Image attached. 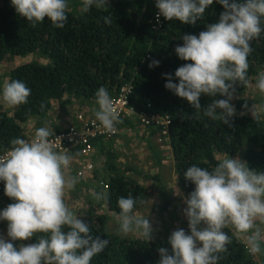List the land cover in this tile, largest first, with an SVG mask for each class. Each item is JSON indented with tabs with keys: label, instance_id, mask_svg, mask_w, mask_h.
<instances>
[{
	"label": "clouds",
	"instance_id": "1",
	"mask_svg": "<svg viewBox=\"0 0 264 264\" xmlns=\"http://www.w3.org/2000/svg\"><path fill=\"white\" fill-rule=\"evenodd\" d=\"M10 2L33 27L47 17L52 25L63 29L68 19L70 0ZM80 3L86 13L93 7L107 8L109 0ZM214 3L223 7L218 22L208 24L198 35L181 37L183 43L174 51L179 59L190 62L179 66L174 76L164 74L165 88L197 112L202 108L201 96L226 97L214 99L203 115L230 126L236 115L231 103L234 85L247 83L252 42L264 34V0H155L159 10L156 19L163 16L168 21L195 25ZM104 22L112 21L106 16ZM159 63L152 60L149 67ZM256 88L264 94V72L258 73ZM30 94L25 82L6 81L0 87V103L15 108L28 103ZM95 103L96 120L106 133L114 134L122 119L105 87L96 90ZM252 116L257 122L264 120V108L252 109ZM52 134L53 129L46 126L36 128L30 140L16 137L8 154H0V182L13 201L0 209V221H7L8 237L0 236V264H92L110 244L109 239L91 235L90 226L66 203V193L75 190L81 176L68 174L73 159L68 152L72 150H57L49 139ZM183 176L194 185L185 198L189 231L179 228L171 233V252L159 248L158 264H220L234 237L242 238L250 256H264V171L226 155L212 168L193 164ZM91 196L97 202L109 198L106 191L92 192ZM136 206L137 200L131 195L119 198L120 211L114 216L117 235L134 234L149 241L153 226L148 216L136 214ZM226 228L230 234L224 231ZM33 237L34 243L14 246V241Z\"/></svg>",
	"mask_w": 264,
	"mask_h": 264
},
{
	"label": "trees",
	"instance_id": "2",
	"mask_svg": "<svg viewBox=\"0 0 264 264\" xmlns=\"http://www.w3.org/2000/svg\"><path fill=\"white\" fill-rule=\"evenodd\" d=\"M78 7L81 8L78 0H70L65 27L58 29L47 17L33 27L15 12L10 0L0 3V62L31 53L40 59L42 56L50 59L48 63L25 61L9 70L8 81L25 82L31 94L28 103L15 107L14 115L0 104V151L11 149V141L16 137L30 138L22 124L31 118L41 124L56 102L71 104L73 97L95 100V92L101 86L112 98L131 85L134 117L145 114L169 120L168 137L176 161L177 180L187 196L194 185L185 180L184 171L193 164L212 168L220 159V153L238 154L247 145L243 155L249 167L264 171V120L257 122L252 115L243 112L247 102L235 103L236 115L229 126L219 118L212 120L203 115L214 99L226 97L201 96L202 108L197 112L186 100L165 88L164 74L174 76L179 66L190 62L179 59L174 51L183 43L181 37L198 35L208 24L218 22L223 11L221 5H211L195 25L164 18L160 27H156L155 0H109L107 8L93 7L86 13ZM106 16L110 17L111 24L104 22ZM252 49L248 57L247 83L237 82L233 95L245 90L253 76L264 72V34L252 42ZM152 60L160 61L159 65L150 68ZM121 119L122 123L117 125L119 133L114 137L94 139V145L105 156L104 169L94 171L96 192L109 194L108 200L100 201L99 205L105 204L116 214L120 211V197L131 195L138 206L145 192V186L128 175L133 171L131 167L125 166L122 172L116 164V137L122 127L134 126L128 116ZM59 128L57 126V131ZM77 148L72 150L74 154H78ZM94 204L81 209L85 214L83 221L90 226L91 235L109 239L110 244L93 258L92 264H158L159 248L166 247L171 252L168 239L163 237L147 241L142 237L110 233L108 216ZM227 233L230 234V230ZM31 240L36 242L35 237ZM228 247L220 264H263L257 256L248 254L242 238L234 237Z\"/></svg>",
	"mask_w": 264,
	"mask_h": 264
},
{
	"label": "rangeland",
	"instance_id": "3",
	"mask_svg": "<svg viewBox=\"0 0 264 264\" xmlns=\"http://www.w3.org/2000/svg\"><path fill=\"white\" fill-rule=\"evenodd\" d=\"M2 2L3 0H0V3ZM78 2H80V0H78ZM78 10H81V8L78 7ZM36 55L37 54L31 53L24 57L17 56L13 60H3L2 62H0V87H2L3 84L8 81L9 70L15 65L21 63V58L24 59L23 62L31 60H39L43 63L50 62V59H48L47 57L42 56V58L40 59L37 58ZM257 77L258 75L253 76L249 82L248 87L241 92L235 93L233 95V99L231 100V103L234 106L237 101L247 102L248 106L245 105L243 112L249 115H252V109L264 108V94H261L256 88ZM73 98V102L70 105L65 104L63 108L60 104H58L54 108L53 112L50 113L52 117L49 115H46L44 117L46 124H48L49 126V129L52 130L55 125L56 128L57 126L69 125V122H71V120L67 118V116L69 117L70 115L74 116L80 112L92 115L87 110L88 106L92 104L89 103V99L83 100V98L81 97ZM91 101L93 103L95 102L94 99H91ZM0 104L2 105V108L8 111L10 115H14L15 108H10L3 103ZM138 120L139 128L143 127L144 124L142 123L141 119L138 118ZM138 120H136V122ZM57 121H64L66 124H59V122L57 123ZM29 122L26 121L24 124H22L27 133H30ZM32 129H34V127H32ZM132 131L133 132H131V135L129 136L125 135L126 132H124L122 135H119L120 140H115V144H127L130 146V143H133L134 148H137L135 146L140 145V143H142L143 141L147 148H149V145L154 147L150 148L151 151L146 150L145 153H142V150H140L139 153H131L135 149L120 147L117 150H122L120 151V153H117V151L115 150V148L117 147L114 148V151L117 155L116 164L118 168L122 171L125 166L131 167L133 171L129 172L128 175L145 186L144 195L141 198L137 208L135 209L136 214L144 217L148 216V219L153 226L152 238L163 237L165 239H168L171 233L179 228H183L186 232L189 231L187 217L184 215V208L186 207L185 198H187L188 196L181 189L177 180L175 165L176 161L173 155L172 146L168 135H164L160 132L159 135H156L154 133L148 135L138 128H135ZM145 136H149V138H146L148 140L147 142L144 139ZM141 138H143L144 140H141ZM246 146H244L242 152L238 154L220 153L219 156L220 158H223L224 156L229 155L231 157H238L241 160L246 161V157L243 155V151L245 150ZM99 157V151L97 150L93 153L90 159L93 161L95 169H104L102 166L103 162L105 161V156L102 155L101 158ZM140 157L141 159H139ZM87 160V158L80 157L77 162L81 164L82 168ZM74 168H76V166H74ZM78 169L79 168L76 169V175ZM122 172H124V170ZM88 175L89 178L87 181L85 179V181H82L76 185L75 190L68 191L66 193L65 201L70 208L78 213V218H80L81 220H83L85 217V214L81 211V209L87 208L91 204L95 203L94 205L98 206L99 211L108 216V227L110 233H114L117 235L118 225L115 223L114 216L118 214L110 211L108 206L103 203H100L99 205V202L93 199L90 192L91 190L93 192H96L95 184L97 180L93 177L94 174L92 175L90 174V172H86V176ZM81 179H83V177H81ZM4 205L5 207H7L6 204ZM0 209H3V206L0 207ZM261 227H264V225H261ZM228 230L229 229L226 228L224 231L227 232ZM0 236L5 238L6 240L8 239L7 221H0ZM126 237L134 238L140 236L130 234ZM13 243L14 246L19 247L21 244H28L33 242L30 239L25 241L17 240ZM257 257L264 264V256Z\"/></svg>",
	"mask_w": 264,
	"mask_h": 264
},
{
	"label": "built area",
	"instance_id": "4",
	"mask_svg": "<svg viewBox=\"0 0 264 264\" xmlns=\"http://www.w3.org/2000/svg\"><path fill=\"white\" fill-rule=\"evenodd\" d=\"M159 10H157L158 13ZM155 21L156 27H160L164 21V17L160 16L159 21L156 19ZM132 86L127 85L122 89L118 96L112 97V101L116 109L120 113V117L122 116H130L135 112V109L130 104V95ZM141 121L146 126H154L160 127L162 134H168V125L169 120L166 118H160L157 116H147L145 114H140ZM60 130L52 136L49 137L50 141L56 145L57 150L66 151L73 150L75 147L78 149V154L81 158H87L88 160L85 162L84 166L78 170L77 175L81 177H86V172H90V174H94L95 165L93 161L90 159L93 153L96 151L94 145V139L98 136H102L105 138L114 137L119 133V128L116 126L117 130L114 134L106 133L99 121L96 120L95 117H92L86 113L80 112L73 122L66 126H60ZM32 137L28 138L30 140ZM11 149H6L4 151H0V154L7 155ZM4 193V185L3 182H0V195Z\"/></svg>",
	"mask_w": 264,
	"mask_h": 264
},
{
	"label": "crops",
	"instance_id": "5",
	"mask_svg": "<svg viewBox=\"0 0 264 264\" xmlns=\"http://www.w3.org/2000/svg\"><path fill=\"white\" fill-rule=\"evenodd\" d=\"M21 63H23V58H21ZM74 99V98H73ZM83 100H86V99H83ZM72 102H73V100H72ZM89 103H92V104H90L89 106H88V108H87V110H88V112H90L92 115H90V116H92V117H95V111L97 110V105H96V103L94 102H92V101H90L89 100ZM59 103L58 102H56L55 104H54V107L52 108V110H50L49 111V113H48V115L49 116H51L50 115V113L51 112H53V110H54V108L58 105ZM61 106H62V108L65 106V105H63V104H60ZM67 105H70V104H67ZM79 114V113H78ZM77 114V115H78ZM136 113L134 112L133 114H131L130 116H128V118H131V120L133 121V127H122V129L120 130V135H122L124 132H126V134L125 135H127V136H129V135H131V132H133L132 130H134L135 128H138V129H140L141 131H143L144 133H146V134H148V135H151L152 133H154V134H156V135H159V129L158 128H156V127H154V126H145V125H143V127H140L139 128V120H138V118H136V117H134V115H135ZM77 115H74V116H67V118H69L70 120H71V122H73L74 120H75V117L77 116ZM52 117V116H51ZM136 120H138L137 122H136ZM30 120H28L27 122H29ZM59 122V124H66L64 121H57V123ZM71 122H69V124L71 123ZM24 124V123H23ZM44 125H46L48 128H49V126H48V124H46V122H45V119H44V121L41 123V124H38V122L35 120V119H32L31 118V121L29 122V130H30V133H28L29 134V136H31V137H33V135H34V131H35V129L36 128H39V127H42V126H44ZM32 127H34V129H32ZM148 128V129H147ZM59 129H61V128H59ZM51 130V129H50ZM55 132H57V128H56V125L54 126V128H53V133H55ZM157 132V133H156ZM154 134H153V136H154ZM120 137H116V140L117 141H119L120 139H119ZM146 138H149V136H145V140H146V142L148 141ZM143 138H141V140H144ZM116 142V141H115ZM115 147H117V148H115ZM132 148V149H135V150H133V152H131V153H134V152H140V150H142V153H145V151L147 150V151H151V147L152 148H154L153 146H150L149 145V148H147L146 147V145H145V143L142 141V143H140V145H137V146H135V147H137V148H134V144L133 143H130V146L129 145H118L117 143L114 145V148H115V150L117 151V153H120V151L122 150V149H120V150H117L118 148ZM138 147H142V148H138ZM95 148H96V151L97 150H99V148H97L96 146H95ZM74 151H70V152H68L72 157H73V159H72V162H71V165H70V167H69V169L67 170L68 171V174L69 175H71V176H76V169L77 168H79V169H81V164L80 163H78L77 162V160L80 158V156H79V154H74L73 153ZM73 153V154H72ZM78 153V152H77ZM99 155H100V157L99 158H101V156L103 155V154H101V152H99ZM143 157V156H142ZM139 159H141V157L139 158ZM76 163V164H75ZM74 166H76V168H74ZM78 169V170H79ZM88 178H89V175L88 176H86V177H84L83 179H81L80 180V182H82V181H85V179H86V181L88 180ZM93 191L91 190V192H90V194L92 193ZM10 203H13V201L9 198V197H7L6 195H5V193H3V194H1L0 195V207H2L3 206V208H5V205L4 204H6V205H8V204H10Z\"/></svg>",
	"mask_w": 264,
	"mask_h": 264
}]
</instances>
